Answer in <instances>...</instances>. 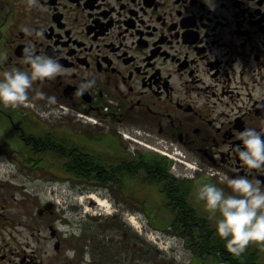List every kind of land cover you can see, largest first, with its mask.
I'll return each mask as SVG.
<instances>
[{
    "label": "flooded vegetation",
    "instance_id": "obj_1",
    "mask_svg": "<svg viewBox=\"0 0 264 264\" xmlns=\"http://www.w3.org/2000/svg\"><path fill=\"white\" fill-rule=\"evenodd\" d=\"M208 3L39 0L29 10L0 0V79L29 69L28 54L67 73L35 82L24 106H0V264H264L257 245L240 256L217 247L219 214L195 199L203 183L231 194L237 176L264 190V172L236 151L241 132L264 130V0ZM15 175L49 177L54 192H99L116 212L66 215L80 208L41 203L34 178ZM134 207L173 247L139 241Z\"/></svg>",
    "mask_w": 264,
    "mask_h": 264
},
{
    "label": "clouds",
    "instance_id": "obj_2",
    "mask_svg": "<svg viewBox=\"0 0 264 264\" xmlns=\"http://www.w3.org/2000/svg\"><path fill=\"white\" fill-rule=\"evenodd\" d=\"M206 4L208 0H204ZM29 10L40 8L39 0H26ZM210 10H214L209 5ZM43 10V9H41ZM21 30H31L21 26ZM6 53L0 59H6ZM25 63L29 69L5 71L0 79V106L16 109L25 105L29 90L37 81L54 80L66 75L65 69L56 59L46 55L28 54ZM95 85L94 80L82 83L76 95H83ZM264 130L245 129L239 139L243 147L237 146L239 160L243 167L264 172ZM231 194L214 183H203L195 192V199L203 202L205 211L215 219V231L225 241V247L234 256H240L250 245L264 248V190L259 181L247 176H237L227 180Z\"/></svg>",
    "mask_w": 264,
    "mask_h": 264
},
{
    "label": "rangeland",
    "instance_id": "obj_3",
    "mask_svg": "<svg viewBox=\"0 0 264 264\" xmlns=\"http://www.w3.org/2000/svg\"><path fill=\"white\" fill-rule=\"evenodd\" d=\"M14 164L11 160L5 161L3 164H1L2 167H6V165H12ZM1 178L7 177L0 175ZM14 177V181L18 183H26V185H30V181L34 178L35 183L39 185L38 191H35V194H39V199L41 203H43L46 200L54 199L56 201H60V204L65 205V203H72L71 199V193L75 196V199H73V206L79 207L80 212H75L72 207L66 206V215H79L86 216V217H95L100 220H107L109 217H111L115 212L116 208H114L110 203L109 206H103L100 204H94L90 202L89 194H95L100 198H104L103 195L99 192H81V191H70L67 189H62L54 192V190H50V187L46 186L47 180L49 177L46 176H27V175H15V176H9ZM20 185V184H16ZM30 189V188H29ZM70 198V199H69ZM78 199V200H77ZM77 200V202H76ZM67 201V202H66ZM82 203V204H81ZM31 207H27V210H30ZM133 211L136 213H133L137 216V222L135 223V226H131L133 230L138 234L139 241H144L145 245H149L152 248H165L167 247L168 239L165 238L161 231L158 229L156 230L155 227L159 225H152L147 222H143L141 218L144 216L142 211H144L141 207H134ZM86 213V214H85ZM219 218V216H218ZM97 230V229H96ZM171 243H173L174 240H169ZM183 252H181L180 257L182 258Z\"/></svg>",
    "mask_w": 264,
    "mask_h": 264
},
{
    "label": "bare ground",
    "instance_id": "obj_4",
    "mask_svg": "<svg viewBox=\"0 0 264 264\" xmlns=\"http://www.w3.org/2000/svg\"><path fill=\"white\" fill-rule=\"evenodd\" d=\"M89 197H90V202L91 203L100 204V205H103V206H109L108 201L106 199H104V198H100V197H98L95 194H92ZM133 221H134V219H133Z\"/></svg>",
    "mask_w": 264,
    "mask_h": 264
},
{
    "label": "trees",
    "instance_id": "obj_5",
    "mask_svg": "<svg viewBox=\"0 0 264 264\" xmlns=\"http://www.w3.org/2000/svg\"><path fill=\"white\" fill-rule=\"evenodd\" d=\"M216 241H217V247H224L225 246V241H223V240H221L219 237L216 239ZM206 242H210V241H206ZM202 246H204V241H202Z\"/></svg>",
    "mask_w": 264,
    "mask_h": 264
}]
</instances>
